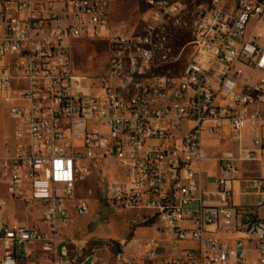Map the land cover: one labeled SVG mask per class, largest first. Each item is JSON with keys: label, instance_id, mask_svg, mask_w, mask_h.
I'll list each match as a JSON object with an SVG mask.
<instances>
[{"label": "built area", "instance_id": "1", "mask_svg": "<svg viewBox=\"0 0 264 264\" xmlns=\"http://www.w3.org/2000/svg\"><path fill=\"white\" fill-rule=\"evenodd\" d=\"M114 1L0 0V111L13 124L0 148V264L90 258H65V246L59 254V236L90 213L77 191L103 160L118 168L106 200L138 211L131 225L156 232L145 239L134 231L135 255L121 250L115 264H264V176L241 174L245 163L264 173V0H203L200 17L189 16L188 0H147L130 31L112 27ZM179 21L198 28L175 55ZM93 39L108 43L106 70L76 73L75 46ZM187 48L183 69L164 72ZM128 74H136V102H127ZM226 137L235 147L220 152L215 187L205 190L207 143ZM237 181L244 196L262 201L235 205ZM9 199L41 209V224L9 223ZM174 242L192 245L174 254Z\"/></svg>", "mask_w": 264, "mask_h": 264}, {"label": "rangeland", "instance_id": "2", "mask_svg": "<svg viewBox=\"0 0 264 264\" xmlns=\"http://www.w3.org/2000/svg\"><path fill=\"white\" fill-rule=\"evenodd\" d=\"M189 16L197 9L203 0H188ZM194 1V2H193ZM149 6L147 0H115L112 4L111 24L114 29L126 28L133 30L141 22L144 12ZM250 31V30H249ZM171 43L175 55L181 53L183 46L191 40V34L185 29L173 27ZM85 41V40H84ZM108 43L106 40L93 39L75 46L74 59L76 73H88L92 75L104 74L107 67ZM190 57V50L183 51L176 63L166 64L163 68L166 73H179ZM246 72L250 66L243 65ZM12 122L3 115L0 117V138L7 137L12 131ZM211 154H218L226 145H218L216 141L207 143ZM215 161L207 160L203 163V183L206 189L215 185L216 178ZM118 168L113 160L95 162L90 177L79 184L77 196H84L89 199L91 211L87 216H76L67 226L60 230L58 252L61 254L65 246L70 251L71 259L80 257L84 260L90 256L84 264H115L114 255L121 250L132 252L133 247H128V242L133 238L136 226L131 225V220L139 212L136 210L119 211L107 200V185L117 175ZM254 175V173H249ZM242 181L236 182L234 186L233 203L235 205L254 204L260 198L247 197L242 194ZM91 191V192H90ZM250 192L254 190L250 188ZM0 197H5V188L0 183ZM206 199V198H205ZM264 217V206L260 210ZM43 212L39 208L25 207L11 199L7 201L4 216L9 223L14 221L24 222L27 225H40V218ZM136 236L145 239L154 235V228L141 227L136 231Z\"/></svg>", "mask_w": 264, "mask_h": 264}, {"label": "crops", "instance_id": "3", "mask_svg": "<svg viewBox=\"0 0 264 264\" xmlns=\"http://www.w3.org/2000/svg\"><path fill=\"white\" fill-rule=\"evenodd\" d=\"M4 115V113L2 112V111H0V117L1 116H3ZM263 134H264V131H263ZM244 136H245V144H247V145H250L251 144V131L249 130V129H247V130H245L244 131ZM4 139L5 138H0V148L2 147V144H3V142H4ZM219 145H226L225 146V148L224 149H222V150H225V149H233L234 147H235V142L234 141H232V140H230L229 138H223V139H221V141H220V143H219ZM221 150V151H222ZM220 151V152H221ZM220 152L216 155V154H211L210 153V151H209V157H208V159L207 160H210V159H213L214 161H215V165H216V170H215V172L213 173L214 174V176H215V178L219 175V173H220V167H219V162H218V156H219V154H220ZM206 160V161H207ZM254 173V175H250L249 173ZM241 174H242V177H245V178H250V177H260V176H264V173L262 172V170H261V167H260V165L259 164H256V163H245L244 165H243V167H242V170H241ZM237 182H239V181H237ZM203 183V182H202ZM242 183H243V187H242V190H243V188H244V185H245V183L242 181ZM214 187H215V185H214ZM214 187H212V188H209V189H206L205 187H204V183H203V188L205 189V190H213L214 189ZM242 194H243V192H242ZM205 200L206 201H210V200H212V199H214V197H208V196H205ZM255 198V197H254ZM262 201V198H260V201H258L257 203H260ZM257 203H255V204H257ZM124 211H126V210H124ZM22 223H24V222H22ZM25 224V223H24ZM141 227H144V228H154L152 225H150V226H141ZM141 227H138L136 230H135V233H136V231L137 230H140L141 229ZM136 235V234H135ZM156 235V232H155V229H154V235L152 236V237H154ZM131 244L132 243H129L128 244V247L129 246H131ZM190 245H192V243H189V242H174L173 244H172V246H173V252H174V254H177V252L180 250V249H182V248H184V247H188V246H190ZM131 253V252H130ZM131 255H135L134 253H131ZM162 256L160 255V258H161ZM135 264H160V260H156V261H152V262H147V261H137V262H135Z\"/></svg>", "mask_w": 264, "mask_h": 264}, {"label": "bare ground", "instance_id": "4", "mask_svg": "<svg viewBox=\"0 0 264 264\" xmlns=\"http://www.w3.org/2000/svg\"><path fill=\"white\" fill-rule=\"evenodd\" d=\"M201 12H203V2H201L198 5L197 9L192 13V17H200ZM179 28L187 30L192 36V28H198V21H191V27H187V21H179ZM173 36H171V41ZM167 42H168V35L159 36V43H167ZM144 77L154 78V71L144 70ZM153 87H161V79H154ZM135 91H136V74H128L127 102H136V95H134Z\"/></svg>", "mask_w": 264, "mask_h": 264}]
</instances>
